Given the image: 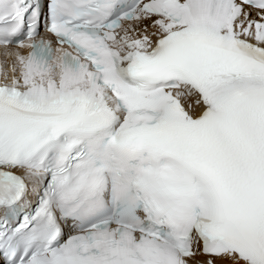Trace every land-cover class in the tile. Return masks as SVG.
Here are the masks:
<instances>
[{
  "label": "snow or ice",
  "instance_id": "1",
  "mask_svg": "<svg viewBox=\"0 0 264 264\" xmlns=\"http://www.w3.org/2000/svg\"><path fill=\"white\" fill-rule=\"evenodd\" d=\"M0 264H264V0H0Z\"/></svg>",
  "mask_w": 264,
  "mask_h": 264
}]
</instances>
